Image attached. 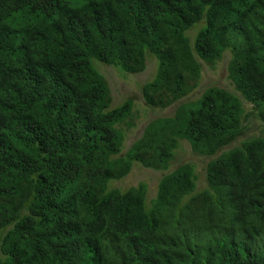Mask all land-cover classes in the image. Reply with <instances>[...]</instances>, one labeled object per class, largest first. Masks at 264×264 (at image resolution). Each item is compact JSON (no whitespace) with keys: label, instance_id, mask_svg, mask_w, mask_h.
Wrapping results in <instances>:
<instances>
[{"label":"trees","instance_id":"1","mask_svg":"<svg viewBox=\"0 0 264 264\" xmlns=\"http://www.w3.org/2000/svg\"><path fill=\"white\" fill-rule=\"evenodd\" d=\"M225 52L235 93L192 100ZM150 61L146 108L190 101L125 151L139 112L113 97L109 73ZM239 96L264 123V0H0V264H264V218L229 197L262 166L264 140L237 149L232 179L215 158L200 176L167 174L152 199L143 184L111 187L167 168L179 140L216 156L254 117L227 107Z\"/></svg>","mask_w":264,"mask_h":264},{"label":"rangeland","instance_id":"2","mask_svg":"<svg viewBox=\"0 0 264 264\" xmlns=\"http://www.w3.org/2000/svg\"><path fill=\"white\" fill-rule=\"evenodd\" d=\"M227 63L217 64L212 67L205 68L202 72V76L199 81V88L197 91L190 95L192 100H196L198 95L203 91H206V88L216 86L224 89H231L230 82L227 79L226 71ZM149 78L152 79L155 74L156 64L155 62L149 63L148 66ZM110 80L114 82L111 84L113 97L119 102H125L127 100H133V105L136 108L134 111L139 112V117L135 121L134 129L130 130L124 128L126 132V142L124 144V150H128L142 135L144 128L154 119L160 117H172L176 109L180 106V103L173 106L172 108L165 111H155L154 114H151L150 111L146 108L144 103L141 101V92L140 85L146 82L147 77L137 76L133 78H122L116 75H113L112 72L109 73ZM198 94V95H197ZM186 101H190L189 99ZM247 130L249 131L248 139L249 140H264V124L262 121L257 118L252 120L251 123L247 124ZM124 152V151H123ZM191 163L196 166V173H201V158L192 155L187 146L183 145L181 150L177 153L175 162L173 164V170L177 169L179 165ZM161 174L144 168L135 169L134 173L128 175L119 181H114L111 184V187L118 188L122 191L127 190L128 188L137 187L141 184L146 186L147 195L150 199L154 198L160 180Z\"/></svg>","mask_w":264,"mask_h":264},{"label":"clouds","instance_id":"3","mask_svg":"<svg viewBox=\"0 0 264 264\" xmlns=\"http://www.w3.org/2000/svg\"><path fill=\"white\" fill-rule=\"evenodd\" d=\"M225 53L226 54L223 56L224 57L223 60L220 63H217V64H222V63H227L228 64V63H230L231 54H229L227 52H225ZM151 62H154V61H150L149 63H151ZM149 63H148V66H149ZM205 68H208V67H205ZM148 71L149 70L147 68V70L143 74L135 75V76L133 75L132 77H129V78H133V77H137V76H139V77L140 76H144V77H147L146 82H145V83H147L149 80H151L149 78L150 72H148ZM226 71H227V65H226ZM227 79H228V72H227ZM228 81H229V79H228ZM108 82L110 84V87H111V84L114 83V82L109 81V80H108ZM145 83H143V85ZM230 85H231V89L230 90L226 89V91L235 93V87L233 86L232 82L230 83ZM215 87L216 86H214V88ZM111 90H112V88H111ZM186 100H188V98L184 99L183 101H179V102H177V103H175L173 105V106H175V105L180 103V106L176 109V111H175V113H174V115L172 117H160V118H156L154 120L164 119V118H173L174 116H176V114H177L178 110L181 108L182 104L187 102ZM126 102H129V100L125 101V103ZM226 104H227V107H229V108L230 107H235V106H238V105L241 104L243 106L246 114H250V113L254 114V117L248 118L247 120H245V121L243 120L241 122L242 127H245V133L238 132L237 136L233 140L229 141L226 145H223V147H221L219 149L218 154L216 156H213V157L202 156V155H200L201 154L200 152H195L192 149V147H191V145H190V143L188 141L179 140L177 142V144L175 145L173 151H172L173 159L169 162L167 168H165V169H154V168H151V169H147V170H151V171L158 172L159 174H161V177H160V180H159V182H160L161 179H163L167 174H170V173H172L173 171L176 170V169L173 170V164L175 162V158L177 156V153L181 150L182 146L186 145L188 150H189V152L192 155H196V156L201 158V173L197 174L196 173V166L191 164V163L181 164V165L178 166L177 169L183 168V167H193L194 170H195V175L200 176L203 173L204 169L208 165H210L211 162H213V160L215 158H223L225 160L228 168H229V171H230L229 179L234 178L235 175L238 174L241 171V169L243 168V166L245 165V162H246V159H240L239 158V154L240 153L237 152V149L239 147H241V145L243 143H245V142L255 141V140H249L248 139L249 131L247 130V124L251 123L252 120L257 119V117H256V111H255V108H254L255 105L252 104L250 101H248L244 97L239 96L238 97V101L227 102ZM173 106H171L170 108H172ZM170 108H168V109H170ZM168 109H166V110H168ZM156 111H165V110H156ZM154 113H151V114H154ZM154 120H152V121H154ZM147 126L144 128L143 133H144L145 129L147 128ZM132 129H134V128H131L130 130H132ZM143 133H142L141 137L143 136ZM258 140H263V139H258ZM261 179H264V161L262 163V166H258L257 165L256 174L254 175V177L250 181H248V182H246L244 184H241V185H237V186L233 187L231 190H229V197L236 204L238 209L243 210V209H247L248 208V209H250L251 215L258 213L264 218V191H263L264 181H262ZM258 181H259V183L256 184ZM31 217L37 219L35 217V215L33 214V212H31Z\"/></svg>","mask_w":264,"mask_h":264}]
</instances>
